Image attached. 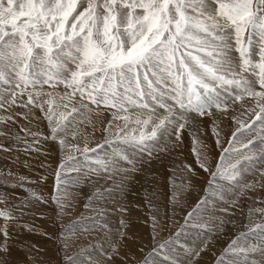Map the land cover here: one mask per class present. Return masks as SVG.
<instances>
[{
    "label": "snow or ice",
    "instance_id": "1",
    "mask_svg": "<svg viewBox=\"0 0 264 264\" xmlns=\"http://www.w3.org/2000/svg\"><path fill=\"white\" fill-rule=\"evenodd\" d=\"M0 264H264V0H0Z\"/></svg>",
    "mask_w": 264,
    "mask_h": 264
},
{
    "label": "rangeland",
    "instance_id": "2",
    "mask_svg": "<svg viewBox=\"0 0 264 264\" xmlns=\"http://www.w3.org/2000/svg\"><path fill=\"white\" fill-rule=\"evenodd\" d=\"M37 240H41L42 238L41 237H36ZM226 242V241H225Z\"/></svg>",
    "mask_w": 264,
    "mask_h": 264
}]
</instances>
